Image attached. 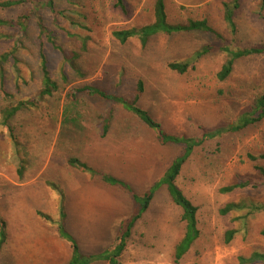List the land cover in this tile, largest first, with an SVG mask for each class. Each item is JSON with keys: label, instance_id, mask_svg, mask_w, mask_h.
<instances>
[{"label": "rangeland", "instance_id": "1", "mask_svg": "<svg viewBox=\"0 0 264 264\" xmlns=\"http://www.w3.org/2000/svg\"><path fill=\"white\" fill-rule=\"evenodd\" d=\"M6 1L17 0H0V4ZM22 1L11 8L0 7L3 19L30 17L19 36L0 28V56L11 52L14 41L18 43L15 62L9 59L0 65L4 90L0 110L20 100L39 99L36 109L18 113L8 128L1 125L0 114V222H5L7 235L0 246V264H66L71 249L56 233L58 222L80 253L102 252L119 233L120 224L140 209L129 192L107 185L102 177L119 180L142 197L164 177L173 160L182 159L188 139L206 141L193 150L175 183L197 207L199 237L178 264H237L238 256L264 250L260 235L264 213L251 218L246 229L219 213L231 202L264 204V185L220 193L228 185L259 180L254 166L264 169V161L252 163L247 155L264 154V120L217 139L205 137L250 114L263 93L264 57L260 55L236 60L224 81L217 78L228 57L224 48L264 46L261 0H163L169 24L205 20L213 33H159L145 46L136 37L120 43L112 33L152 23L156 0H123L124 10L117 0ZM49 1L52 10L45 6ZM234 2L238 8L233 10L232 31L224 20L223 4ZM38 21L52 45L40 38ZM40 50L57 84V91L43 98L38 96ZM71 53L78 54L77 59L70 61ZM172 62H188L187 72L169 70ZM138 81L143 93L136 106L162 131L176 137L175 143L159 144L153 131L111 101L83 94L73 101L69 98L74 89L93 86L130 99ZM107 114L112 116L110 131L101 139L97 127ZM69 159L78 163L68 164ZM79 163L87 167L86 172ZM48 182L66 193L63 220L61 196ZM38 211L52 223L39 218ZM181 214L166 187L160 186L133 227L119 263L174 264L175 246L184 235ZM231 228L239 231L226 244L224 233Z\"/></svg>", "mask_w": 264, "mask_h": 264}, {"label": "trees", "instance_id": "2", "mask_svg": "<svg viewBox=\"0 0 264 264\" xmlns=\"http://www.w3.org/2000/svg\"><path fill=\"white\" fill-rule=\"evenodd\" d=\"M23 3L22 0L17 1H6L0 4L1 8H11L14 6L21 5ZM261 4H264V0H261ZM46 7H49L51 10L53 9L52 2H46ZM117 6L124 10L123 0H117ZM224 7V20L227 23L228 27L233 31L234 23L232 21L233 10L238 8V4L236 2L232 4H223ZM31 16V15H30ZM29 16L26 17H18L12 20H6L0 17V28L6 27L11 30H14L16 35H21L25 32L29 25ZM39 19V18H38ZM40 20V19H39ZM37 28L39 31L40 38L43 37L48 39L50 44L52 43L50 40L52 39L50 35L47 33V29L41 23V21L37 22ZM187 32H207L213 33L212 29L209 27L205 20L201 21H193L189 20L185 24H176L171 25L167 21V16L165 13V5L163 0H156L153 7V22L147 25H144L140 28H131L127 30L115 31L112 33V37L120 43H125L127 40L131 38H138L141 45L145 46L148 39L154 35L159 33L171 35L175 33H187ZM3 36L0 35V42ZM52 45V44H51ZM18 47L17 42H13L12 50L9 53H4L0 56V65L6 63L9 59H12V62H15V58L13 57L16 49ZM56 50L61 51L56 48ZM223 51L228 55L227 60L222 65L220 71L217 74V78L220 81H224L231 73L233 64L236 60L250 57V56H263L264 57V46H254L246 49H238V50H229L228 48H224ZM206 53V51H202L201 53H197V57H200ZM40 60V70H41V89L38 94L39 97H50L54 92L57 91V84L51 79L49 71L47 69V61L44 53L40 50L39 54ZM230 55V56H229ZM70 61L77 59L78 54L71 53ZM188 62H172L168 64V69L174 71L178 74H184L188 70ZM78 72V71H76ZM0 77V82H1ZM62 79L66 82L67 77L65 74H62ZM0 91L2 87L0 86ZM143 93L142 82L138 81L136 85V90L133 96L130 99H125L122 97H117L113 95H109L104 91H99L93 86H84L79 89H74L72 93L69 95L70 100L76 99L77 94H83L87 96H97L100 100L111 101L116 105H119L125 112L131 113L135 118H137L143 125H145L148 129L153 131L156 135V139L159 144L165 145L168 143H175L177 141L176 137L169 136L164 131L161 130L160 125L146 112L139 109L136 106V102L139 100ZM3 94H5L3 92ZM6 96V94H5ZM10 96H8L9 98ZM7 98V97H5ZM39 99V98H38ZM38 99H28V100H20L13 106H7L0 110L1 114V125L8 128L9 120L13 119L17 116L18 113L23 111H30L32 109L37 108V100ZM132 100V101H131ZM111 114H107L103 118H101V122L99 124L100 136L102 138L106 137L111 120ZM264 120V90L261 95H259L251 108L250 114H246L241 116L234 125L228 126L226 128L216 129L207 133L205 136L209 140L217 139L221 137L222 134L227 132H239L242 129L258 123ZM187 140V139H185ZM206 140H193L190 141L188 139L187 146H184V156L181 160H173L172 164L169 167L168 172L164 175V177L158 181H156L151 190L146 192L142 197L137 196L135 193H132L126 184L123 182L116 180L111 177H102V181L110 186H119L123 190L129 192L132 196V200L135 204L140 206V209L133 213V215L127 219L126 221L120 224L119 233L114 237L113 241L100 253L95 255H83L80 253V250L77 246L75 240L67 233L64 229V224L61 222L56 223V233L60 239L67 242L70 245L71 254L70 258L66 264H92L95 262H101L105 264H120L119 258L124 252L127 240L131 236V232L136 222L141 218L142 214L145 213L151 202L153 194L160 186H165L167 189V194L171 200V202L178 207L181 214V221L184 223V235L182 239L177 243L174 249V264H178V262L182 259V257L188 252L192 244L199 237V231L197 228V207L193 205V203L185 196V194L177 187L176 179L181 171L182 166L187 161V159L192 155L193 150L196 147L202 145ZM194 142V143H193ZM264 144V138H263ZM247 158L250 162L256 163L257 161H264V154L259 156L247 155ZM78 163L76 159H69L68 164ZM80 164V163H79ZM79 168L82 172H86L87 167L80 164ZM255 171L258 173L259 180H243L232 185H228L223 187L220 190L222 194H231L236 191H240L243 189L251 188L257 189L260 186L264 185V169L261 166L255 165ZM49 187L56 189L55 185L48 182ZM56 191L61 196L60 200V214H62L61 219H64L63 214V200L64 195L57 188ZM243 201V200H242ZM231 202L226 204L220 211L221 216L230 217L231 223L236 224L240 223L243 229H246L248 222L251 218H253L256 214L264 213V204L252 203V202ZM36 215L44 220L45 222L52 223V219L42 212H37ZM236 215V216H235ZM239 229L231 228L228 229L224 233V243H230L235 236L237 235ZM260 235L264 237V230L260 232ZM6 224L3 220L0 222V246H2L6 241ZM237 264H264V250L263 249H254L248 255H240L237 257Z\"/></svg>", "mask_w": 264, "mask_h": 264}, {"label": "crops", "instance_id": "3", "mask_svg": "<svg viewBox=\"0 0 264 264\" xmlns=\"http://www.w3.org/2000/svg\"><path fill=\"white\" fill-rule=\"evenodd\" d=\"M100 122H101V121H100ZM97 128L99 129V126H98ZM109 131H110V126H109ZM109 131H108L107 135L109 134ZM98 134H99L98 137L102 139V137L100 136V129H99ZM107 135H106V136H107ZM104 138H105V137H104ZM50 183H52V182H50ZM47 184H48V183H46V185H47ZM47 186H48V185H47ZM48 187H49V186H48ZM49 188H50V187H49ZM61 192H62V194H63L64 197H65V194H66L65 191H61ZM56 193H57V192H56ZM57 194H58V193H57ZM58 196H59V195H58ZM63 202H64V200H63Z\"/></svg>", "mask_w": 264, "mask_h": 264}]
</instances>
